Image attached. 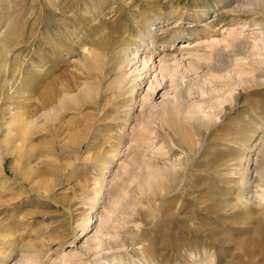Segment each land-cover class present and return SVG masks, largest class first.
<instances>
[{"label": "rangeland", "instance_id": "rangeland-1", "mask_svg": "<svg viewBox=\"0 0 264 264\" xmlns=\"http://www.w3.org/2000/svg\"><path fill=\"white\" fill-rule=\"evenodd\" d=\"M263 184L264 0H0V264H264Z\"/></svg>", "mask_w": 264, "mask_h": 264}, {"label": "bare ground", "instance_id": "bare-ground-1", "mask_svg": "<svg viewBox=\"0 0 264 264\" xmlns=\"http://www.w3.org/2000/svg\"><path fill=\"white\" fill-rule=\"evenodd\" d=\"M6 38H5V41H7L8 43H10L11 42V40H12V36H10L9 34L7 35V36H5ZM45 40H46V43L47 44H52V42H51V31H50V29L48 28L46 31H45ZM99 55V54H98ZM119 61H118V63H121L122 62V59H118ZM144 69H145V67H144ZM147 70V69H146ZM123 72V71H122ZM148 77H149V75L148 74H146V76H145V79H142V78H140V79H142V83H144L147 79H148ZM124 82H125V80H123L119 85V90L118 91H121V89H122V85L124 84ZM129 82H131V81H129ZM136 83H138L137 81H136ZM141 83V84H142ZM135 89V88H134ZM84 91L85 92H83V94H81V96L83 97V99H86L88 96H91V94H93L94 92L96 93V91H97V93H99V91H100V89H99V87L97 86V85H95L94 83H88L87 84V87H85V89H84ZM45 105L48 107V112H47V114H46V118L48 119V120H51V110H52V108L54 107L53 106V103H54V101H55V99L53 98V96L52 95H48V96H46L45 97ZM65 102H63V101H61L60 103H57V105H56V108H58V110H60L61 112L64 110V106H65V104H64ZM251 156V155H250ZM249 159H250V157L248 156V158L246 159V167L244 168V172H243V174H242V179H246V183H253L254 182V180L253 179H255V182H256V178H258L257 176L258 175H252L251 174V170L249 169V164H248V162H249ZM250 185V184H249ZM258 185V184H257ZM264 185V184H263ZM262 186V184L261 185H258V186H256V187H261ZM248 187V186H247ZM252 187V186H251ZM256 189V188H255ZM256 191H259L258 193H259V195H257V196H255V199H254V201H258V204H260L261 206H262V208H261V210L263 211L264 210V190H256ZM252 193V192H251ZM261 193V194H260ZM241 198V197H240ZM254 198V197H253ZM247 201H251V198H247L246 199ZM240 201L241 202H245V200H243V199H240ZM253 203V202H252ZM260 211V210H259ZM263 227V226H262ZM263 232H261V234H262ZM264 234V233H263ZM262 234V235H263Z\"/></svg>", "mask_w": 264, "mask_h": 264}]
</instances>
